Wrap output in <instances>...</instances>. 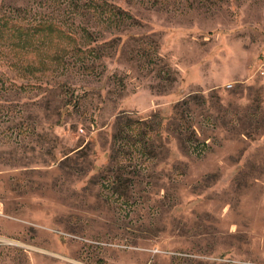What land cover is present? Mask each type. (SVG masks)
<instances>
[{
  "label": "rangeland",
  "instance_id": "374dc122",
  "mask_svg": "<svg viewBox=\"0 0 264 264\" xmlns=\"http://www.w3.org/2000/svg\"><path fill=\"white\" fill-rule=\"evenodd\" d=\"M0 264H264V0H0Z\"/></svg>",
  "mask_w": 264,
  "mask_h": 264
},
{
  "label": "trees",
  "instance_id": "16d2710c",
  "mask_svg": "<svg viewBox=\"0 0 264 264\" xmlns=\"http://www.w3.org/2000/svg\"><path fill=\"white\" fill-rule=\"evenodd\" d=\"M77 7H79V6H78L77 2H75L74 3V9H76ZM84 8L89 9V11L93 10V12L99 16H105L106 15L107 18H105V20L109 21L110 18H112V20H113L112 22H115L118 24H119V22H124V20H126V19L132 20V17L129 14L122 13L120 10L115 9L114 7L109 6V5H105V6L103 5V7H101L100 3L96 4L95 2L91 1V2H88L87 4H84ZM49 27L50 26H47L46 28H49ZM52 29H54V28L52 27ZM83 36L85 38H90L93 42L97 41V39L92 38V35L90 34V32L88 30L84 29ZM111 44H112V42H110V43L103 42L96 49V53H95V50H90V51H87L85 53L88 55H90V54L93 55L91 58H93L94 60H97V59L99 60L100 57L104 56L105 49H109V47H112ZM93 67L94 66L91 65V68H93ZM123 121L124 120L120 121L118 124L119 125L123 124ZM130 122L131 121L129 120L128 124ZM128 124H125L124 127H128Z\"/></svg>",
  "mask_w": 264,
  "mask_h": 264
}]
</instances>
